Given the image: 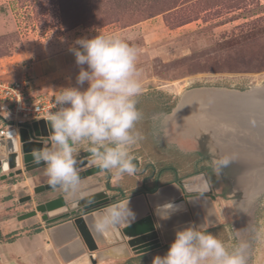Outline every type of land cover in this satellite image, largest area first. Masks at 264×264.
<instances>
[{
    "label": "rangeland",
    "instance_id": "1",
    "mask_svg": "<svg viewBox=\"0 0 264 264\" xmlns=\"http://www.w3.org/2000/svg\"><path fill=\"white\" fill-rule=\"evenodd\" d=\"M126 27H131V35L123 33L120 37L139 50L142 94L149 99L164 101L165 93L170 95L168 103L175 101L174 108L183 95L197 89L241 91L264 86V0H0V85L23 81L28 85L27 100H54L56 90L64 87L50 68L39 70V62L74 46L80 38ZM76 76L68 80L74 84ZM173 108L168 113H149V132L158 150L145 148L142 143L135 147L138 171L119 182L112 174L90 164V155L81 148L80 173H90L82 179L83 189L92 185L110 196L117 193L118 198L128 197L142 185L144 176L156 175L160 166L171 162L179 176L177 184L187 185L204 172L217 214L216 220L210 218L211 227L216 226L210 232L227 243L235 242L236 235L248 240V264H264V239L255 236L257 230L264 232V190L247 199H237L229 193L214 170L217 153L197 139V134L193 135L197 131L193 119L185 112L175 118ZM0 114L6 116L3 111ZM45 168L42 165L22 170L0 180L1 235L23 229L31 232L47 224L49 216L39 211L23 219L18 216L48 199L63 195L67 205L72 204L75 198L59 188L34 190L49 184ZM195 170L198 173L190 175ZM166 178L171 179L172 175L159 181ZM151 181L152 177L146 183L151 185ZM107 183L120 190L109 189ZM197 205L200 207V202ZM30 221L33 223L20 228ZM158 240L162 241L160 236ZM129 241L123 239L127 250L122 254H115L104 244L99 254L106 257L98 260L93 256L89 264H122L141 254L135 249L142 245ZM169 242L144 252L145 257L132 264H152L154 256L166 253Z\"/></svg>",
    "mask_w": 264,
    "mask_h": 264
},
{
    "label": "clouds",
    "instance_id": "2",
    "mask_svg": "<svg viewBox=\"0 0 264 264\" xmlns=\"http://www.w3.org/2000/svg\"><path fill=\"white\" fill-rule=\"evenodd\" d=\"M69 51L79 67L76 86L56 90L55 110L43 118L50 146L34 149L32 161L46 166L51 186L90 205L94 199L85 197L80 175L81 148L90 154V164L112 174L117 182L138 171L133 149L145 138L137 128L143 118L137 106L142 94L139 50L117 34L98 33L76 40ZM232 162L229 156L216 160V174L221 175ZM203 191L193 199L203 196ZM167 205L168 215L162 219L180 210L179 205ZM134 220L128 199L99 210L92 228L103 235ZM210 226L209 219L177 229L166 253L154 256L152 264H248L250 242L236 235L235 242L227 243L210 232ZM255 236L264 239V232L257 230Z\"/></svg>",
    "mask_w": 264,
    "mask_h": 264
},
{
    "label": "water",
    "instance_id": "3",
    "mask_svg": "<svg viewBox=\"0 0 264 264\" xmlns=\"http://www.w3.org/2000/svg\"><path fill=\"white\" fill-rule=\"evenodd\" d=\"M211 97H215V102L212 103ZM180 106L182 111L189 115L188 118L193 119V127L197 130L193 135L197 134V139L215 151L218 159L224 156L233 158V162L220 175L227 191L237 199H247L263 191L264 86L241 91L224 88L197 89L191 94L183 95L173 110ZM205 117L210 118L209 123L203 122ZM8 125L13 127L0 132V180L19 174L22 170L29 171L42 166L43 164L33 163L32 152L34 149L50 146V132L43 118L33 121L30 125L17 123L14 126L13 122ZM89 174L80 173L82 179ZM198 181L200 185H196L194 180L187 185L178 182L181 186L179 197L153 207L128 226L122 225L103 235L93 230V218L97 216L99 210L121 200L111 202L114 196H109L105 190L98 187L86 189L84 192L85 197L94 199L90 205L83 200L77 202L75 199L69 208L64 196L59 195L37 204L34 210L21 214L18 219L35 215L36 211L49 216L45 220L47 223L63 219L58 226L65 230L70 225L69 230L73 231L68 242L59 247L68 253V256L83 253L84 246L88 250H93L97 243H104L110 238L118 240L124 238L129 239L132 244H141V247L135 249V253H144L161 246L162 243L158 240L159 230L163 235L166 231L183 225L171 222L167 226L162 225L165 220H169L162 219L168 215V203L180 206V210L170 216L172 218L184 211L185 199L203 191L205 185L207 190L203 191V195L213 196L204 172H199ZM48 187L53 186L39 185L34 190L38 192ZM216 207L219 209L218 205Z\"/></svg>",
    "mask_w": 264,
    "mask_h": 264
},
{
    "label": "crops",
    "instance_id": "4",
    "mask_svg": "<svg viewBox=\"0 0 264 264\" xmlns=\"http://www.w3.org/2000/svg\"><path fill=\"white\" fill-rule=\"evenodd\" d=\"M130 29L131 27H126L115 32H105L103 34L114 33L121 36V34L124 33L131 35ZM69 49L70 48L52 55L50 59L44 61L42 60V62H39L37 66L39 70H43L45 67L50 68V73L52 75L60 77V86L64 88L72 84V80H68L69 77L75 74L77 75L79 72V67L76 65L75 57L72 52L69 51ZM71 86H76V83L72 84ZM5 128L6 127H4L2 124L0 125V129ZM180 195L181 186L176 182H171L169 184L160 186L153 193L133 195L123 198L121 201L128 199L129 201H136V208H131L135 213L136 220L138 217L142 216L153 207L165 204L170 200L176 199ZM210 198L211 196L209 195H203L198 199H193V196L188 197L185 199L184 211L172 216V218L169 217V220H165L162 225L167 226L170 222L172 224L182 223L183 225L180 228H183L188 226L190 223L199 225L204 221L207 222L211 216L213 217V221L216 220L217 214ZM199 202L201 204L200 207L197 205ZM31 223H33V221L22 223L20 228H23L24 226ZM38 227L39 230L36 232L22 231L13 240L0 242V264H89L90 262H93L92 259L94 257L98 260H102L106 257L105 254H99L101 253V250H104V247L109 246L110 250L119 247V249H121L123 252H126L127 250V247L123 242L124 238L122 240L110 238L104 243H97L96 250H88L84 246L83 253L76 256H68V253L59 247L66 244L72 237L73 231L69 230L70 225H68L65 230L62 226H58V222L55 224H42ZM180 228L170 229L163 235L159 230L158 233L161 237V242L167 243L171 240H174L173 238L175 237V231ZM13 230H16V228L12 229L11 231ZM113 240L114 242H112ZM104 244L107 245L104 246Z\"/></svg>",
    "mask_w": 264,
    "mask_h": 264
},
{
    "label": "trees",
    "instance_id": "5",
    "mask_svg": "<svg viewBox=\"0 0 264 264\" xmlns=\"http://www.w3.org/2000/svg\"><path fill=\"white\" fill-rule=\"evenodd\" d=\"M261 61L263 62L262 65L264 67V60L262 59ZM146 96L147 95L142 94L138 97V105L137 106L141 110V112L144 113L143 114L144 118L137 124V128L143 133V135L145 137L144 140L141 142L142 145H144L145 148L156 151L158 149L155 147L154 140H153V138L149 132V119H148L149 113L150 112L168 113L173 108L175 101L171 100V102L168 103V100L170 99V95H165V93H162V96H164V101L149 99ZM142 110L145 112H143ZM87 155H90V154L88 153ZM187 156H190V155H187ZM134 162L137 164L136 159ZM150 167H152V166H150ZM150 172H153V169H151ZM196 173H198L197 170L193 171V173L191 172V174L188 173V176H189V174L193 175ZM168 174L172 175L171 179L166 178L165 181H162V182L159 181L161 178H164ZM150 177H152V181H151L152 183H151V185H148L146 182L149 180ZM178 179H179V176L177 175V169H176L175 165L172 162L170 164L165 163L164 165L160 166L159 171H158V173H156V175H154L153 173H150V174L144 176L142 185L138 186L135 189V191H133V194L131 196L138 195V194L153 193L160 186L165 185V184H169L171 182H177ZM107 186L109 189L116 190L117 192L120 190L119 188H117V187H115L109 183H107ZM128 197H130V196H128ZM123 198H127V197H122L119 199H123ZM215 227L214 226L210 227L209 231H211ZM38 230H39V227H35L33 231L36 232ZM22 231H27V230L23 229ZM19 233L17 231H14L12 233L4 234V235L0 234V242L11 241ZM171 242H169V244ZM144 257H145V255L143 253H141V254L127 258L124 261V263H122V264H132V261H136V260H139V259L144 258Z\"/></svg>",
    "mask_w": 264,
    "mask_h": 264
},
{
    "label": "built area",
    "instance_id": "6",
    "mask_svg": "<svg viewBox=\"0 0 264 264\" xmlns=\"http://www.w3.org/2000/svg\"><path fill=\"white\" fill-rule=\"evenodd\" d=\"M23 81L0 85V112L8 114L9 118L0 114V121L30 125L33 121L44 118L49 111L55 110L54 100L38 98L27 100L25 91L28 85ZM11 126V125H10ZM4 129H0L3 132Z\"/></svg>",
    "mask_w": 264,
    "mask_h": 264
},
{
    "label": "bare ground",
    "instance_id": "7",
    "mask_svg": "<svg viewBox=\"0 0 264 264\" xmlns=\"http://www.w3.org/2000/svg\"><path fill=\"white\" fill-rule=\"evenodd\" d=\"M256 87V86H255ZM218 95H215V97H217ZM215 97H211V98H213V101H212V103L213 102H215L214 101V98ZM174 113H173V115H174V117L175 118H178V117H180V115H182V108H181V106L178 108V109H176V110H174L173 111ZM210 118L209 117H205L204 119H203V122H205V123H209V120ZM85 184V183H84ZM83 184V185H84ZM195 184L196 185H200V183H199V181H198V179H196L195 180ZM92 188H94V186H90V187H88V188H85V189H83L84 190V192L86 191V189H92ZM129 206H130V208H136L135 206H136V201L135 200H130L129 201ZM140 206V205H139ZM61 229H62V227H61ZM60 229V230H61ZM65 237V236H64ZM112 251L114 252V253H116V254H122L123 253V251L121 250V249H119V247L118 248H114V249H112Z\"/></svg>",
    "mask_w": 264,
    "mask_h": 264
},
{
    "label": "flooded vegetation",
    "instance_id": "8",
    "mask_svg": "<svg viewBox=\"0 0 264 264\" xmlns=\"http://www.w3.org/2000/svg\"><path fill=\"white\" fill-rule=\"evenodd\" d=\"M9 126V125H8ZM10 127H13V126H10ZM8 128V127H7ZM17 175V174H16ZM110 196V195H109ZM111 196H114V198L112 199V200H110L111 202H116V201H119V200H121V199H119L117 196H118V194L117 193H115L114 195H111ZM75 200V199H74ZM73 200V201H74ZM72 205V204H71ZM68 217V216H67ZM66 217V218H67ZM66 218H64V219H66ZM61 221H63V219H61V220H59V221H55V222H49V223H47V224H55V223H59V222H61Z\"/></svg>",
    "mask_w": 264,
    "mask_h": 264
}]
</instances>
